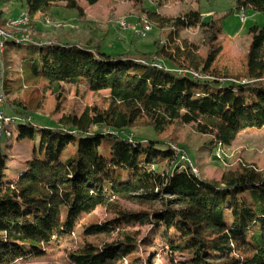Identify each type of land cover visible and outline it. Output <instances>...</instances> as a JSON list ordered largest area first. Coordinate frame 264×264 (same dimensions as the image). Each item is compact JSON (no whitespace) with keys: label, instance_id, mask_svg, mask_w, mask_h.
<instances>
[{"label":"trees","instance_id":"1","mask_svg":"<svg viewBox=\"0 0 264 264\" xmlns=\"http://www.w3.org/2000/svg\"><path fill=\"white\" fill-rule=\"evenodd\" d=\"M26 2L29 20L60 2L84 14L75 0ZM237 8L264 13V0H237ZM147 17L156 27L169 28L164 41H154V52L110 54L101 50L100 38L85 45L50 41L39 53L24 51L22 59L29 57L30 67L4 81L9 120L0 137V264L33 263L78 229L82 236L67 252L69 264H158V245L175 264H264L263 169L247 163L210 179L195 171L188 156L182 159L185 149L173 148L170 141L128 137L143 125L160 132L169 124L203 123L213 130L210 148L212 159H218L216 149L230 145L241 130L263 128L264 26L250 28L246 72L232 76L217 68L223 28L214 18L204 19L199 9L175 17L147 9ZM193 27L207 34L205 55L201 45L180 35ZM17 31L13 34L22 33ZM35 82L54 94L65 83L108 90L109 105L57 120L37 119L41 103L19 97L23 86ZM15 120L18 138L39 136V141L11 180L6 179L4 148ZM106 145L110 151L102 154L100 147ZM118 200L140 208L120 207ZM97 207H105L111 217H82ZM137 225H149L151 231L143 236ZM114 232L113 241L89 239Z\"/></svg>","mask_w":264,"mask_h":264},{"label":"rangeland","instance_id":"2","mask_svg":"<svg viewBox=\"0 0 264 264\" xmlns=\"http://www.w3.org/2000/svg\"><path fill=\"white\" fill-rule=\"evenodd\" d=\"M75 1L83 8V15H79L76 9L67 8L66 2H60L48 14H37L30 17L26 32H29L28 35L32 42L5 43L4 49L0 51V58L5 67L3 82L12 75L22 76V71L30 67L29 57L22 59L24 51L39 53L42 43L50 41L85 45L86 42L91 44L97 42L100 38L104 39L101 43V50L110 54L130 51V55L135 56L139 52H154V41L159 39L164 41L169 28L160 29L152 24L147 17V9H155L162 15L170 17L178 16L189 9H199L204 19L214 18L223 28V34L219 35L218 39V43L223 46L216 63L218 71L221 74L237 76L246 72L247 69V57L252 39L249 33L250 28L253 25L264 26L263 12L252 8L239 11L237 0H99L94 5H89L85 0ZM0 11L3 16L0 19L1 27L9 33H18L16 30L18 28L11 24V21L15 19L8 18H17L21 13H28L27 2L26 0H1ZM148 26L149 28H147ZM180 35L201 45L200 52L203 55L206 54V33L193 27L188 30L182 29ZM141 61L144 60L141 59ZM156 61L159 63L158 60ZM15 96L16 94L13 97ZM21 96L28 101L34 98V105L41 103V106H37L39 110L36 113V118L40 115L43 119L52 120H57L63 114L70 112L80 115L87 108L106 109L109 105L108 90L93 91L84 83L78 85L65 83L54 94L52 90H45L41 82H35L23 86L19 93V97ZM33 121L36 120L33 119ZM17 123L15 120L11 124L10 129L12 128L14 131L13 136L8 139L4 148L6 179L11 180L17 179L20 169H23L26 162L32 158L33 148L39 141V136L35 140L18 138L15 131ZM93 129L96 130L98 127H93ZM103 130L104 133H107L105 131L108 129L103 128ZM133 130L128 135L130 139L166 140L173 144V148L182 151L185 149V155L191 159L195 171L206 178L221 179L225 169L247 163L264 170V127L241 130L230 145L220 146L216 149L218 159H212L213 152L210 148L213 130L203 123L169 124L160 132L154 131L148 125ZM104 140H108V138ZM109 147L108 145L101 146V153L108 154ZM117 203L120 207L128 209L140 208L138 204L127 200H118ZM111 214L105 207H97L91 214H84L82 217L104 221L110 218ZM136 229H141L143 236L151 231L149 225L142 228L137 225ZM79 231L80 229L74 232L72 238H66L59 248L50 255L42 254L30 264H69L66 258L67 252L74 249L79 243L82 236V234L79 236ZM116 238L115 232L109 236L89 237L95 242L113 241ZM157 247L159 252L155 254L156 263L175 264L166 254V249L161 245ZM141 255L143 259L147 256L144 248H142Z\"/></svg>","mask_w":264,"mask_h":264},{"label":"bare ground","instance_id":"3","mask_svg":"<svg viewBox=\"0 0 264 264\" xmlns=\"http://www.w3.org/2000/svg\"><path fill=\"white\" fill-rule=\"evenodd\" d=\"M0 3H1V0H0ZM23 15H24V18H25L24 20H12V21L10 20L11 24H13L14 27L18 28L19 31L22 30V33L19 34V35H15L13 33H9L7 31H5V29L2 28L1 24H0V37H1L0 38V51H2L4 49L5 43H7L9 40H15V42L32 40L31 37L28 35L29 32H26L27 31V26L29 24V17L27 15V13H24ZM0 19H1V17H0ZM146 22L148 23L147 20H146ZM147 28H149V26ZM13 36H17L19 38H15ZM4 72H5V67H4V64H3V62H2V60L0 58V102L3 103V104H5V102H6V96H5V92H4V82H3ZM8 120H9V118H7L4 115V119L2 120V127H3L4 121H8ZM1 135H2V129H1ZM181 157H182V159H186L184 157V155H182Z\"/></svg>","mask_w":264,"mask_h":264},{"label":"built area","instance_id":"4","mask_svg":"<svg viewBox=\"0 0 264 264\" xmlns=\"http://www.w3.org/2000/svg\"><path fill=\"white\" fill-rule=\"evenodd\" d=\"M10 19L24 20L25 18H24L23 13H21L17 18H13V17H12V18H10ZM13 37H15V38H19V37H17V36H13ZM0 38H1V37H0ZM152 63H154V64H156V65H158V66H161V65L158 64V62H157L156 60L152 61ZM4 106H5V104H3V103L0 102V136H1V129L3 128V127H2V120L4 119V115H5ZM176 149L179 150L178 148H176ZM183 154H184V153H183ZM184 157L188 158L185 154H184Z\"/></svg>","mask_w":264,"mask_h":264},{"label":"crops","instance_id":"5","mask_svg":"<svg viewBox=\"0 0 264 264\" xmlns=\"http://www.w3.org/2000/svg\"><path fill=\"white\" fill-rule=\"evenodd\" d=\"M0 13H1V17H3V16H2V11H0ZM10 18H11V17H10ZM10 18H8V19H10Z\"/></svg>","mask_w":264,"mask_h":264}]
</instances>
